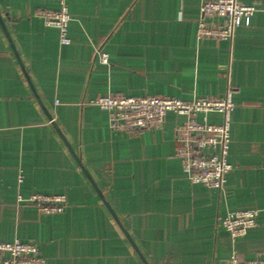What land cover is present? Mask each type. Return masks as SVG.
Listing matches in <instances>:
<instances>
[{"label": "crops", "instance_id": "obj_1", "mask_svg": "<svg viewBox=\"0 0 264 264\" xmlns=\"http://www.w3.org/2000/svg\"><path fill=\"white\" fill-rule=\"evenodd\" d=\"M241 1L256 6L249 23L220 39L196 36L200 0H66L70 41L61 43L38 13L59 8L57 0H0L39 97L150 264H227L233 251L264 259V0ZM228 85L236 105L221 189L186 177L174 137L180 115L112 130L108 112L90 102L108 92L191 100ZM33 192L63 194V211L39 212L24 200ZM247 208L257 210L256 223L232 240L221 220ZM14 239L36 242L41 264H143L0 26V241Z\"/></svg>", "mask_w": 264, "mask_h": 264}, {"label": "built area", "instance_id": "obj_2", "mask_svg": "<svg viewBox=\"0 0 264 264\" xmlns=\"http://www.w3.org/2000/svg\"><path fill=\"white\" fill-rule=\"evenodd\" d=\"M57 1L59 8H43L38 13L47 25L58 29L60 42L68 43L70 14L67 2ZM255 9L254 4L241 0H200L196 36L231 39L238 26L249 23ZM98 53L102 61L107 60L106 52ZM90 102L108 112L112 130L158 126L169 112L180 115L182 119L174 126V137L176 155L186 177L191 182L223 188L226 173L231 168L227 156L231 140V114L236 105L231 85L222 95L198 96L191 100L157 94L137 96L108 92ZM211 113L220 114V120H210L208 116ZM24 200L42 213L61 212L66 204L65 196L56 193L33 192ZM256 216L257 210L253 208L231 210L224 215L221 224L235 240L255 225ZM0 259L4 264H41L44 260L36 242L19 239L0 241ZM227 264H264V259H240L233 251L227 258Z\"/></svg>", "mask_w": 264, "mask_h": 264}, {"label": "water", "instance_id": "obj_3", "mask_svg": "<svg viewBox=\"0 0 264 264\" xmlns=\"http://www.w3.org/2000/svg\"><path fill=\"white\" fill-rule=\"evenodd\" d=\"M0 26L9 42V45L14 53V56L23 72V75L34 95V97L36 98L37 102L39 103L40 107L42 108V110L45 112L46 116L48 117V119L50 120L52 126L55 128V130L58 132V134L60 135V137L62 138V140L64 141V143L66 144L67 148L69 149V151L71 152V154L73 155V157L75 158V160L77 161V163L79 164V166L81 167V169L83 170L84 174L87 176L88 180L90 181V183L92 184V186L94 187V189L96 190V192L98 193L99 197L101 198L102 202L105 204V206L107 207V209L109 210L111 216L113 217V219L115 220V222L117 223V225L119 226V228L121 229V231L123 232V234L125 235V237L127 238V240L129 241V243L131 244V246L133 247L134 251L137 253V255L139 256L140 260L143 262V264H150L149 261L147 260V258L145 257V255L143 254V252L141 251V249L139 248V246L136 244L135 240L133 239V237L131 236V234L129 233V231L127 230V228L124 226V224L121 222L120 218L118 217L117 213L114 211V209L112 208V206L110 205V203L108 202V200L105 198L103 192L100 190V188L98 187V185L95 183V181L93 180V178L91 177V175L89 174L88 170L86 169V167L84 166V164L82 163L80 157L78 156V154L75 152V150L73 149V147L71 146V144L68 142V140L65 138L64 134L62 133V131L59 129L58 125L56 124V122L53 120L51 114L49 113V111L47 110L46 106L44 105V103L42 102L41 98L39 97L33 82L31 81V78L20 58V55L14 45V42L7 30V27L5 25V22L3 21V18L1 17L0 14Z\"/></svg>", "mask_w": 264, "mask_h": 264}, {"label": "trees", "instance_id": "obj_4", "mask_svg": "<svg viewBox=\"0 0 264 264\" xmlns=\"http://www.w3.org/2000/svg\"><path fill=\"white\" fill-rule=\"evenodd\" d=\"M38 245V244H37Z\"/></svg>", "mask_w": 264, "mask_h": 264}]
</instances>
